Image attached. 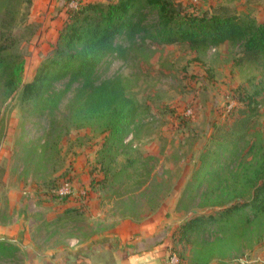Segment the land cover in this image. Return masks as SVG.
<instances>
[{"label": "rangeland", "instance_id": "374dc122", "mask_svg": "<svg viewBox=\"0 0 264 264\" xmlns=\"http://www.w3.org/2000/svg\"><path fill=\"white\" fill-rule=\"evenodd\" d=\"M9 1L0 0V20ZM78 1L116 2L31 0L26 9L16 1L13 32L25 63L8 99L0 83L2 219L22 216L40 246H48V232L79 243L110 238L135 250L156 238L168 262L175 255L178 264H264V215L249 208L180 241L176 233L191 219L249 203L264 182V56L247 58L243 40L157 46L144 39L157 13L142 10L123 55L107 56L96 73L97 84L121 83L137 109L123 145L101 154L106 134L73 125L77 84L64 91L63 79L35 104L22 100ZM173 1L197 16L227 13L264 24V0ZM249 97L255 101L246 106ZM3 249L0 264H16L14 247Z\"/></svg>", "mask_w": 264, "mask_h": 264}, {"label": "trees", "instance_id": "16d2710c", "mask_svg": "<svg viewBox=\"0 0 264 264\" xmlns=\"http://www.w3.org/2000/svg\"><path fill=\"white\" fill-rule=\"evenodd\" d=\"M16 1H9L0 20V83L4 89L3 100L8 99L21 85L25 63L24 54L18 50V33L13 32L18 13ZM21 2L26 9L31 4V0ZM145 9L157 13V24L154 32L144 39L151 40L157 46L187 44L191 47H216L227 41L243 40L247 58L257 60L264 56V24L256 23L249 16L239 17L227 13L197 16L185 12L182 5L173 0H116L114 3L78 1L67 10L66 21L50 56L40 63L31 82L23 86L22 100L35 104L43 99L49 87L63 79H67L64 91L77 84L80 89L71 106L74 127L98 128L106 134L100 153L116 151L123 145L137 109L125 97L121 83L97 84L96 73L107 56L123 55V46L135 35L137 18ZM62 95L59 93L57 100ZM254 99L249 97L246 106L253 104ZM244 208L264 215V182L256 188L253 200L249 203L234 204L214 216H200L182 224L176 232L180 237L178 241L200 227L228 220Z\"/></svg>", "mask_w": 264, "mask_h": 264}, {"label": "crops", "instance_id": "0c3cea01", "mask_svg": "<svg viewBox=\"0 0 264 264\" xmlns=\"http://www.w3.org/2000/svg\"><path fill=\"white\" fill-rule=\"evenodd\" d=\"M24 224L22 216L4 220L0 215V249L14 247L19 259L16 264H169L156 238L144 240L143 248L135 250L132 246L111 243L110 238L97 240L92 236L79 243L77 238L56 240L54 232H48V246H40L31 239L33 232L25 230Z\"/></svg>", "mask_w": 264, "mask_h": 264}, {"label": "built area", "instance_id": "2783aa9c", "mask_svg": "<svg viewBox=\"0 0 264 264\" xmlns=\"http://www.w3.org/2000/svg\"><path fill=\"white\" fill-rule=\"evenodd\" d=\"M56 191H58V190H52L51 192L56 194ZM57 193L60 196H63V195H65L67 193V191L66 190L64 191V189H62V190H59ZM168 260H169V262H168L169 264H178L179 263V261H178V259H177V257L175 255H170Z\"/></svg>", "mask_w": 264, "mask_h": 264}]
</instances>
